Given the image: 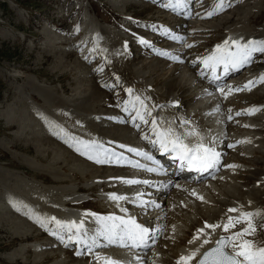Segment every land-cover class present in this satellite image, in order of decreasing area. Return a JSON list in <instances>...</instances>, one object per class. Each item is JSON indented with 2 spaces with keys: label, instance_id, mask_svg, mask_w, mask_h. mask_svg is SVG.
Returning <instances> with one entry per match:
<instances>
[{
  "label": "rangeland",
  "instance_id": "obj_1",
  "mask_svg": "<svg viewBox=\"0 0 264 264\" xmlns=\"http://www.w3.org/2000/svg\"><path fill=\"white\" fill-rule=\"evenodd\" d=\"M237 1L230 4V10L241 5L242 15L254 17L250 27L261 29L264 0ZM203 8L208 10V6ZM231 17L229 23L233 24L237 16ZM164 18L157 6L151 8L144 0H0V264H88L72 258L68 249L56 248L34 222L36 216L61 219L62 210L59 213L53 206L69 201L77 190L78 195H94L77 206L106 209L97 195L105 187L88 188L87 175L97 168L58 129L99 142L108 132H116L101 120L123 100L121 89L111 83L112 66L136 68L148 55L133 40L127 55L121 49L122 35L126 32L127 38L134 39L137 31L150 34L142 25L153 30L155 25L175 24ZM184 23L179 22L181 29ZM225 23L207 35V46L222 39L229 25ZM151 35L158 33L152 31ZM199 42L195 51L203 50L204 42ZM116 56L125 60H116ZM263 60L262 55L261 66ZM101 64L107 72L95 71ZM96 77L102 78L103 86ZM156 84L161 87L158 81ZM245 100L264 104L262 95L237 96L233 101L241 108ZM255 154L262 156L259 151ZM171 253L165 264L175 261L170 259Z\"/></svg>",
  "mask_w": 264,
  "mask_h": 264
},
{
  "label": "bare ground",
  "instance_id": "obj_2",
  "mask_svg": "<svg viewBox=\"0 0 264 264\" xmlns=\"http://www.w3.org/2000/svg\"><path fill=\"white\" fill-rule=\"evenodd\" d=\"M188 1L189 0H186V3ZM197 1L200 2V0ZM210 1L211 5L208 6L207 12L215 11L214 15L219 12L218 14L220 17L213 20L210 19V17L204 16L207 12L196 11L197 16L192 19V22L195 23L190 24L187 22L186 28L179 30L181 35H186L188 37L189 43L197 42L198 40L206 41L208 34L218 31L226 24L225 22L229 23L233 18L231 17L232 14L237 16L235 22L233 24L229 23L228 27L225 28L226 32L222 35L221 42L216 44H222L226 39L242 40L243 43L249 40L264 41V26L261 29L250 27L251 19L254 17L249 18L246 15H242L241 5H237V8L235 7L234 9L232 8L233 10H230L229 6L225 8L227 3L226 0H223V9L216 11L215 6L219 3V0ZM233 1L235 3L238 2L237 0H232V2ZM126 5L123 8L124 10L127 9ZM93 32H95V30ZM144 36V34H138V37L146 39ZM132 40L140 44L136 38H127L125 35H122L120 43L127 42V49L130 50V42ZM206 44L207 42L203 43V46L208 47ZM214 45L212 47H214ZM173 47L174 45L172 48ZM184 47L185 45L177 46L178 49L183 48V53H178L177 50H173L174 54H179V57L184 59L183 66H175L173 64L178 63H171L170 61L145 56V59L142 60L143 63L136 68L132 67L133 69L129 67L130 65L128 66L129 69H127L126 66L124 68L111 65L113 68L112 80H114V82L111 81V83L117 86L116 77H119L118 84L123 86V90L130 87L136 94L150 97V103L152 104L166 105L173 101H179V108L167 107L164 109H157L154 111V115H158L163 121L175 120L177 125L181 117L191 120L208 140L213 139L214 142H217V145L222 143V149L225 154L223 165H236L237 167H228L229 169L226 172H220L208 185H206V182L209 181L200 182L187 179L184 181L177 180L171 185L160 189V197L158 198L160 207L155 210V213L159 215L158 219L160 227L164 229L163 239L165 241L160 244L158 248H154L152 254L148 253L144 257V264H165L166 259L170 257L169 252L171 253L172 250L175 251V256H173L174 254L172 255V252L171 256L173 258L170 259H175V261L171 264H176L181 255H186L199 246L200 241L189 244V241L192 240L193 236L196 234L197 229L203 228L205 222L223 224L226 222L227 215H236L227 212L231 207H242L244 210H264V106L251 108L256 109L255 113L252 115H236L238 118L234 117L232 120H228L229 116L238 112L239 109L236 107L237 105L232 102L237 97L231 95L235 92H232L225 98L221 93L210 91L207 85H204L205 83L203 80L196 76L195 70L190 69V66L192 67V61L198 60L201 55L193 56L194 49L186 51ZM118 48H120V46ZM145 53L147 54V52ZM259 56L260 52H256L252 57L258 58ZM119 57L121 59L119 61L122 62L123 59L125 60L124 56H118V58L116 56L113 58L117 60ZM108 64L110 65V63ZM245 67L246 69L244 72H229H235V77L240 74L238 75V83L233 85V87H242L247 81L256 79L261 74H264V66H261V62L255 61ZM148 74L152 75L151 77H157V80H154L155 78H147L149 76ZM95 81L101 83L103 86L104 82H101L102 78L96 77ZM157 81L160 83L161 87L159 85L156 86ZM255 86L257 87L256 89H254ZM255 86L250 91H243L240 96L246 99L257 95H262L264 97V84L257 83ZM227 90L228 88L225 89L226 92ZM209 93H211V95H209ZM210 99L211 101H209ZM106 102L107 101H102L101 104ZM247 102V100L242 101L241 106L252 105V102H248L250 104H247ZM217 108L219 111H217ZM229 110L230 114L228 113ZM108 116H112L115 122L122 119V113L119 110L117 114L114 110L106 114L105 117L103 116L101 120L105 119V125L109 124L110 130L114 129L116 132H112L114 133L112 134L107 131V136H105L103 140H100V142H105L110 146L109 148L112 147V149L119 148L118 145L120 144L129 147H135L139 144V133H133L129 127L118 126L120 124L112 122ZM245 125H247V127H245ZM141 127L142 130H145L144 133H147V126L142 125ZM227 127H229V130ZM211 137L213 138L211 139ZM229 144L234 145V147L229 148ZM121 150L125 151L124 149ZM257 151H259L262 156H257V154H255ZM129 154L135 156L132 153ZM227 154H230L228 158L226 157ZM133 169L134 171L127 165L103 164L101 168H97V172L87 175L90 178L88 188L92 189L94 186H99V188L103 189L105 187L104 190H100L99 195L107 200L101 201V203L106 206L104 207L106 209H99L98 211L88 207L89 209L84 210L86 207L77 206L80 202L79 199H76L78 198V190L75 195L70 196L69 201L65 203H63V201L59 205L53 207L59 213L61 212L60 210H62L61 213L63 218H70V221H76L77 223L81 220L86 221L85 219L91 218L90 216L84 215L86 212L94 213L97 211L99 214L105 215H109L108 212H114L112 214L116 215L120 210L114 202L109 200V193L115 192L127 195L129 197L128 203H131L130 201L134 194L132 191L135 189L143 190L144 188L142 184L132 186L125 185L118 179L132 178L143 180L138 178V176L142 175L140 173L144 174V171L134 167ZM138 172L140 173L138 174ZM168 179V177L163 178L164 184L167 183ZM175 185H179L180 187L177 188ZM193 191L196 192L197 196L191 195ZM199 196L204 197V201L198 199L197 197ZM123 202L127 203V201ZM110 208H112L111 211ZM151 214H153V212H151ZM155 228L157 229V227ZM235 230L238 229H234L233 231ZM205 231L211 233V230ZM188 232H191V234L189 235ZM222 234L227 235V233L222 232L221 228L211 233L212 242L205 245L200 251L213 246L215 240ZM184 239L187 240V243L183 241ZM257 239L264 241V232H261ZM100 257H112L119 260V257H113L111 255H102ZM93 258L96 260V257ZM93 264H96V262ZM100 264H103V260H101ZM192 264H195V261H193Z\"/></svg>",
  "mask_w": 264,
  "mask_h": 264
},
{
  "label": "snow or ice",
  "instance_id": "obj_3",
  "mask_svg": "<svg viewBox=\"0 0 264 264\" xmlns=\"http://www.w3.org/2000/svg\"><path fill=\"white\" fill-rule=\"evenodd\" d=\"M185 4V0H167L163 6L172 11H176ZM224 7L223 0L215 6L216 11L222 10ZM215 11L206 13L207 17H211ZM78 30V29H77ZM153 30H159L163 35L171 40H181L182 37L173 35L167 28L153 27ZM138 43L151 47L150 42L143 37L137 38ZM192 47V45H186ZM127 49V42L124 45ZM95 49H90L94 52ZM264 53V41L249 40L246 43H241L239 40H224L222 44H218L212 50L211 54L200 58L199 61H192L193 65H202L203 70L198 73L201 78H205V70L209 73L207 79L210 84H216V91L221 93L225 98L232 92L250 91L257 83L264 84V74L258 78L247 81L242 87L229 86L227 92L225 88L217 83L221 74L217 69H221L223 75L229 72L238 71L244 66L252 63V56L254 53ZM158 55L170 58L172 60H179V57L171 56L167 52L160 51ZM89 59V57H85ZM104 63H111L110 60H105ZM95 71L103 72L104 66L101 64ZM117 84L119 77H116ZM112 87V85H105ZM127 98L123 99L117 104L121 111L129 114L131 122L138 130L141 125L147 126V133L141 135V139L146 140L162 155L169 156L173 161L178 162V169L181 171L187 170L188 172L198 173L203 175L210 173L212 170L220 166L221 153L213 146L212 141L208 140L199 128L193 124L189 119L181 117L178 125L175 120L165 122L158 115H154L157 109H164L167 107L179 108V101H173L170 104L159 105L150 103L151 98L136 94L132 88L124 89ZM211 95V93H209ZM217 111L219 109L217 108ZM256 109H246L243 112H237L236 115L254 114ZM232 117L229 116V120ZM166 126H163L165 125ZM247 127V125H245ZM61 135H67L71 140V147L80 155L85 156L87 159L95 162L96 164H116L123 166L125 164L134 168L143 169L149 173H156L158 175L166 174V169L157 161L153 155L146 151L129 147L124 144L118 145L119 148L124 149L128 153L135 156L142 157L144 160L150 161L154 167H146L139 161H132L124 156L122 152L118 153L114 149L107 147L104 143L96 140L80 139L71 134L65 133L63 128L58 129ZM68 142V140H66ZM247 142V141H240ZM238 142V143H240ZM111 143V142H109ZM229 148L234 145L229 144ZM229 168L237 167L236 165H227ZM215 178V177H213ZM121 183L132 185H147L150 187H157L149 180L139 179H125L118 178ZM172 184L168 181L166 184L159 185V187H167ZM179 188V185H175ZM146 193L137 192L135 197L131 199V203L135 204L141 209L151 207L159 208L160 205L151 199H144ZM197 196L196 192L191 193ZM109 200L114 202L120 211L125 215L118 216L115 214L99 215L97 213L86 212L85 216L94 218L96 224L99 225L92 235H89L88 230L85 229L84 220L79 223L76 221H62L56 217L41 218L35 217V223L41 228L49 232L50 235L55 236L58 240L65 244V247L70 244L77 246L76 254L81 255L80 246L82 245L87 253H93L94 248L101 247L98 238L102 237L106 241L105 247L108 245H115L120 249H125L132 253V258L135 264H144V257L136 254L135 250H150L155 245L157 240L156 233L159 229H153L150 226H145L137 222L135 216L127 215L128 210L120 207L121 201H129L127 195L118 193H109ZM204 201V197H197ZM250 203V202H249ZM230 214L227 215L226 222L208 223L205 222L204 227L197 229L193 239L189 241L192 244L200 241L199 246L186 255H181L176 264H264V241L257 239L261 232H264V210H244L242 207H231L227 210ZM32 218L31 216L29 217ZM51 225V227H50ZM218 228L222 229L223 233L227 235H220L219 239L215 240L214 246L209 247L207 250L201 252L205 245L210 244L211 233H214ZM234 229H238L233 231ZM205 230H211V233ZM203 237V238H202ZM96 264H124V261L117 260L112 257L101 258L98 253L95 254Z\"/></svg>",
  "mask_w": 264,
  "mask_h": 264
}]
</instances>
